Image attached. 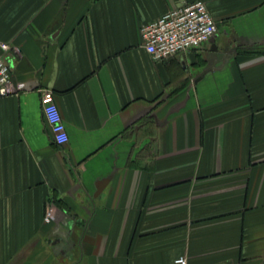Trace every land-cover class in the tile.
I'll use <instances>...</instances> for the list:
<instances>
[{
    "label": "crops",
    "instance_id": "crops-1",
    "mask_svg": "<svg viewBox=\"0 0 264 264\" xmlns=\"http://www.w3.org/2000/svg\"><path fill=\"white\" fill-rule=\"evenodd\" d=\"M184 1L0 0V264H264V0H200L214 38L156 61Z\"/></svg>",
    "mask_w": 264,
    "mask_h": 264
},
{
    "label": "built area",
    "instance_id": "built-area-1",
    "mask_svg": "<svg viewBox=\"0 0 264 264\" xmlns=\"http://www.w3.org/2000/svg\"><path fill=\"white\" fill-rule=\"evenodd\" d=\"M140 33L146 52L154 60L161 61L179 53L199 49L214 38L217 25L203 1H184L155 20L143 24ZM13 49L9 43L0 41V97L14 93L10 66L2 54ZM40 100L54 143L64 145L68 141V134L54 94L48 89H42ZM47 213L50 214L51 210ZM173 264L189 263L185 256H179Z\"/></svg>",
    "mask_w": 264,
    "mask_h": 264
},
{
    "label": "water",
    "instance_id": "water-1",
    "mask_svg": "<svg viewBox=\"0 0 264 264\" xmlns=\"http://www.w3.org/2000/svg\"><path fill=\"white\" fill-rule=\"evenodd\" d=\"M212 39H213V38H212ZM212 39H211V40H212Z\"/></svg>",
    "mask_w": 264,
    "mask_h": 264
}]
</instances>
